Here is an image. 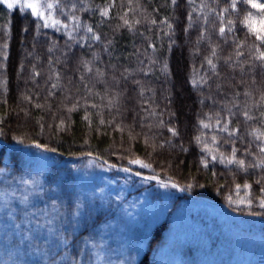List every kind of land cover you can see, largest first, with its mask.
I'll use <instances>...</instances> for the list:
<instances>
[{
  "label": "trees",
  "instance_id": "16d2710c",
  "mask_svg": "<svg viewBox=\"0 0 264 264\" xmlns=\"http://www.w3.org/2000/svg\"><path fill=\"white\" fill-rule=\"evenodd\" d=\"M70 2L61 0L65 14L69 12ZM201 2L216 9L226 20L235 21L234 32L228 34L227 44L218 36L219 21L215 13L205 9L209 22H203L199 11ZM106 4L112 7L109 15L102 17L99 9ZM229 4L230 0H194V4H189L188 0H177L176 5L171 0H85L88 10L77 11L76 14L101 36L98 41L81 40L80 37L92 35L83 29L76 34V41H70L62 30L41 28L37 32L38 21L30 13L22 14L0 5V45H8L6 49H0V64L4 65L0 68V127L5 132L4 136H0V149L3 150L0 167L14 169L18 165L17 171H20L23 166L19 149L34 147L32 140L55 148L56 152H47L57 161L68 159L72 164H78L92 158L82 155L91 152L108 163L117 164V168L111 169L114 175L123 167H131L133 172L147 175L139 165L128 163L131 158H139L151 163L161 179L171 178L170 182L181 186L188 183L194 185L189 191L174 189L175 195L171 197L172 205L167 213L187 199L208 200L226 207L234 215L245 217L255 233L264 235V209L258 203L259 198L264 197V191H261L264 189V170L250 168L245 172L236 165L219 161H210L209 166L204 168L199 160L205 153L194 139L203 134L209 147H213L211 137L217 135L219 151L230 154L232 144L224 142L228 139L227 134L204 129L199 121L208 122L207 117L211 116L213 119L210 122L214 125L216 113L227 117V110L232 109L237 115L231 118L230 127L239 126V134L243 137L242 140H235L239 149L237 156H241L248 143L253 141L246 129L261 127L259 119L245 121L240 109L247 103L251 114L259 117V111H264V107L257 109L252 105L264 92V81L257 73L254 84L247 71L242 75L239 67L233 70L224 62L230 53L235 58L232 41L237 37L245 40L248 29L241 21L244 11L253 9L250 5L239 3V12L232 9L223 12ZM189 13L192 14L191 21ZM54 14L57 19H64L60 9ZM122 16L132 24L131 29L123 25ZM165 20L172 25L171 29L163 23ZM24 28H27L26 32ZM205 29L207 32L202 37ZM208 36H211V44ZM108 41L112 43L109 45ZM251 43L249 37L242 51L247 53V45ZM212 47H217L219 59H214V63L218 65V77L213 75L205 60V57H210ZM4 53H7L6 60L3 59ZM82 59L89 62L92 72L85 70L80 62ZM97 69L104 75H99ZM37 72L39 75H34ZM56 72L60 74L59 80L56 79ZM202 78L207 79L208 84L201 83ZM194 80L196 83H193ZM54 83L56 88H52ZM217 84L221 85L219 89ZM245 91L251 96L245 97ZM237 92L240 95L234 100ZM116 93L120 94L118 104L108 106L109 97ZM26 95L32 96L31 103L24 99ZM69 95L71 99H66ZM77 101L79 107L68 111ZM234 103L237 108H233ZM102 120L104 123H101ZM61 121H64L63 125ZM168 127L177 128L179 136L172 137ZM17 135L27 139L22 144L17 143L12 139ZM166 139H170L171 144L153 149L154 143L159 145ZM7 145H15V149ZM175 145H183L187 151H181ZM252 151L256 152L255 146ZM247 159L251 161L253 157ZM52 168L54 171L57 167ZM245 183L251 188L245 189ZM236 184L242 187L237 190ZM230 195L233 199L250 197L254 203L251 208L239 206L241 210H237L238 206L230 204L227 199ZM99 219L98 216L96 220ZM162 225L166 227L157 233ZM72 226L69 221L66 235L71 234L73 239L69 240L68 248L61 251V255L67 252L66 264H71L73 256L79 254L83 236L88 232L87 226L72 232ZM168 226V216L153 226L136 264L153 263ZM9 241L12 243L11 237ZM214 243L212 241L211 248ZM217 248L220 249L219 246ZM3 249L8 250L6 253L11 251L0 240V253ZM218 249V262L209 263L205 260V250L189 246L182 250L180 264L240 262L236 259L237 253L234 255L227 249L226 252ZM241 253L246 251L242 249ZM0 264H4L1 259Z\"/></svg>",
  "mask_w": 264,
  "mask_h": 264
},
{
  "label": "rangeland",
  "instance_id": "374dc122",
  "mask_svg": "<svg viewBox=\"0 0 264 264\" xmlns=\"http://www.w3.org/2000/svg\"><path fill=\"white\" fill-rule=\"evenodd\" d=\"M259 2L264 3V0ZM257 11L253 9L252 12ZM254 19L259 26L262 18L254 15ZM19 154L23 167L20 171H17L18 165L14 169H5L0 176V192L10 194L19 189V196L24 189L20 184L22 179L38 181L42 191L37 188L30 199L37 201L36 206L41 208L46 205L51 208V202L55 200L72 225L75 224L71 215L76 211L75 204L85 205L76 227L88 228L79 252V257L85 261L90 256L93 264H129V261L136 264L153 226L168 216V230L152 264H180L179 256L189 246L205 250V260L209 263L218 262L219 246L218 251L224 249L226 252L227 249L234 255L237 253L236 259L241 264H262L264 235L255 233L245 217L232 214L220 204L187 199L167 213L175 190L161 188L156 181H145L121 168L115 175L111 174L112 170L106 166L89 165L92 158L78 164H72L68 159L57 161L50 153L32 146L22 147ZM52 166H56V170L53 171ZM145 170L147 175L158 174L152 168ZM98 216L100 219L96 220ZM10 233L12 224L0 207V240L11 249L8 253L3 249L0 259L4 264H42L41 257L13 247L9 241ZM212 241L215 243L211 248ZM242 249L245 254L241 253Z\"/></svg>",
  "mask_w": 264,
  "mask_h": 264
},
{
  "label": "snow or ice",
  "instance_id": "6c2138e0",
  "mask_svg": "<svg viewBox=\"0 0 264 264\" xmlns=\"http://www.w3.org/2000/svg\"><path fill=\"white\" fill-rule=\"evenodd\" d=\"M173 5L177 4V0H171ZM189 4H194V0H188ZM243 3L245 5H250L251 9L258 10L257 13H253L251 10L244 11V17L241 21L242 24L247 26L248 32L246 33L245 40L241 41L239 38H235L232 43L234 45L233 52L235 53V58L230 53L227 57L224 58V62L228 64L230 67L235 70V68L239 67L241 74L243 75L245 71L251 76L252 83H256L257 73H259L261 80L264 81V3H260L259 0H230V4L228 8L223 9V12H229V9L238 10V4ZM0 5L6 6L8 10H18L22 14L30 13L32 17H35L38 21L36 24V31L39 32L41 28H52L56 31H63V33L68 37L70 41H76L77 33L83 29L86 33H91L92 35L89 37L87 35L80 37L81 40L93 39L100 40L101 36L94 32V29L91 25L85 24L81 17L76 14L77 11L83 12L87 11V7L85 6V0H71L69 6L68 14H65L63 8H61V0H0ZM112 7L111 4H106L105 7L100 8V14L102 17H106L109 15V10ZM60 9V15L64 17L63 20L57 19L55 16V11ZM205 9H208V12L215 13L217 20L219 21L218 28V36L223 39L224 43H228L227 36L229 33L234 32V24L235 21L228 19L226 20L220 12H217L216 9L210 8L209 5L201 2L199 6V11L201 13V18L203 22L207 24L209 22V16L205 13ZM254 15H258L262 19L259 21V26H257V21L254 19ZM189 21L192 20V14L189 13L188 16ZM123 20V25L127 26L129 29L132 28V24L128 19H125L123 16L121 17ZM139 23V21H136ZM153 24H156L155 20H152ZM163 23L168 24V21L165 20ZM119 27V25H118ZM169 29L172 28L171 24H168ZM24 31H27V28H24ZM207 32V29L201 33L203 37ZM251 37L252 43L248 44V52L245 53L242 49L246 46L247 41ZM209 43L211 44V36L207 37ZM109 45L112 43L111 41L107 42ZM67 45V42H66ZM8 45L5 43L0 45V49H6ZM51 50V49H50ZM247 56V60L245 57ZM3 59H7V53H4ZM214 59L218 60V52L217 47H212L210 57H205L207 64L212 70L213 75L219 76L218 65L214 63ZM86 71L92 72V68L89 66V62L85 60L80 61ZM154 63V61L152 62ZM245 64H247V69H245ZM4 65L0 64V68H3ZM166 68L167 65H164ZM99 75H104L99 69L96 70ZM127 72L128 70L125 69ZM34 75L38 76L39 73H34ZM56 79H60L59 72L55 73ZM84 77L81 76V80ZM243 82V81H242ZM135 83L139 84V81ZM193 83H196L194 80ZM201 83L208 84L207 79L201 80ZM57 84H52V88H56ZM221 85L217 84V88L219 89ZM119 93H116L114 96L109 97L108 106L115 107L119 102ZM240 93H236L233 99L239 97ZM245 97L251 96V93L245 91ZM24 99L31 103L32 96L26 95ZM66 99H71L69 95ZM264 92L261 93L259 97V101H254L252 108L259 109L260 107H264ZM41 105H37L40 107ZM79 107V101H77L72 108H69L68 111H74ZM92 107H96L92 105ZM237 104H233V108H237ZM228 116L221 117L220 113L215 114V124L213 125L210 121L213 119L211 116L207 117L206 120H200L199 123L204 129H213L214 131L226 133L228 139L225 140V143H231V153L225 154L219 151L217 147L218 137L217 135H212L211 143L213 147H209L207 139L202 135H197L194 139L198 145L202 146V152L205 155H202L199 163L203 165L204 168L209 166L210 161L215 162L219 161L220 163H225L228 165H236L239 170L247 171L250 168H260L264 170V111H259V117L251 114V108L247 103L244 104L243 108L240 109V114L245 118V121H253L259 119L261 121V127H255L251 129H246L247 135L253 137V141L248 143V146L244 149V152L241 156H237V152L239 149L235 146L236 139H243L240 136L239 126L235 128L230 127L231 118L237 115L236 112L232 111V109H228ZM88 119L87 116L84 117ZM101 123H104L102 120ZM161 125H163V121H160ZM64 124V121H61V125ZM123 131V129H121ZM168 131L171 133L172 137H178L179 131L175 127H168ZM5 132L2 127H0V136H4ZM131 138V136H130ZM13 140L17 141V143H24L27 139L22 135H17L12 137ZM32 145L38 149H41L45 152L51 151L56 152L55 148H49L48 145L39 143L36 140L31 141ZM147 144V139L145 140ZM171 144L170 139L164 140L163 143L157 145L153 144V149L156 147L164 148L165 145ZM253 146L256 148V152L252 151ZM6 147H10L15 149V145H7ZM174 147H179L181 151H187L183 145H175ZM82 155H87L92 157L91 160L88 161L89 165L96 163V166L99 168H104L107 166L109 169L117 168L118 165L115 163H108V161L104 160L102 157L95 156L93 153H83ZM253 157L251 161L247 159V157ZM210 157V159H209ZM123 158V157H121ZM3 163V150L0 149V164ZM22 163V162H21ZM129 165H139L141 169H149L153 168L151 163H146L145 161L139 158H131L128 160ZM125 173H131L136 177H141L145 181H156L161 188L164 189H178L181 192L191 190L194 185L192 183L185 184L181 186L179 183L170 182L171 178L168 180L161 179L159 174L147 175L144 176L142 172L135 171L131 167H123L121 169ZM6 170L0 167V173H4ZM153 172L155 173V169L153 168ZM131 177H129L130 179ZM20 184L24 186L23 191L19 196H17V189L12 193L0 192V207L5 210V214L7 218L10 220L12 224V233H10V237L12 239V243L17 250H22L25 253H34L35 255L41 257L42 264H66L67 261V252L64 255H61V251L63 249H67L69 246V240L73 239L71 234H67L66 225L69 223L67 215L60 210V207L57 205V202L53 200L51 202V208L47 205L45 207H37V201H33L30 197L36 193L37 188L42 191V185L39 184L38 181L22 179ZM203 187V185H200ZM236 189L239 190L242 186L240 184H236ZM245 189H250L251 185L245 183L243 185ZM102 191V190H101ZM261 191H264L262 189ZM230 204L237 205V210H241L239 206H246L251 208L254 203L253 199L250 197L233 199L232 196L227 197ZM116 200L119 201L120 197L117 196ZM15 203V206L13 204ZM259 207L264 209V197L259 198ZM85 207V205L77 202L75 204V209L71 215L72 219L75 221V224L72 226V232H75L76 227L79 225V217L82 215L81 210ZM18 221V222H17ZM166 225H162L160 229H157V233L163 230ZM92 247L95 248L96 245L92 244ZM87 243L85 245V255H87ZM59 257V259H57ZM71 264H93L92 258L89 256L87 261L81 259L79 254L73 256ZM131 264V261H129Z\"/></svg>",
  "mask_w": 264,
  "mask_h": 264
}]
</instances>
